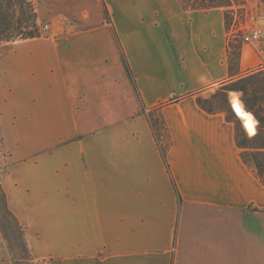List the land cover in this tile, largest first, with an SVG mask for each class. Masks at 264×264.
Masks as SVG:
<instances>
[{"label": "crops", "instance_id": "crops-1", "mask_svg": "<svg viewBox=\"0 0 264 264\" xmlns=\"http://www.w3.org/2000/svg\"><path fill=\"white\" fill-rule=\"evenodd\" d=\"M103 1L109 16L102 0H35L41 36L0 43V182L32 255L264 264V184L234 122L197 102L230 77L226 8ZM245 1L264 27V0ZM263 66L264 40L243 43L240 72Z\"/></svg>", "mask_w": 264, "mask_h": 264}, {"label": "trees", "instance_id": "trees-1", "mask_svg": "<svg viewBox=\"0 0 264 264\" xmlns=\"http://www.w3.org/2000/svg\"><path fill=\"white\" fill-rule=\"evenodd\" d=\"M180 1L186 9L207 10L213 7H225L226 28L228 33L230 32V16L228 14V10L232 9L234 4L233 0ZM235 1L240 8L245 9V0ZM102 3L106 15L109 16L108 9L103 0ZM41 34L42 31L38 23L35 0H0V43L15 41L18 39L35 38L41 36ZM240 36V34H237L234 39L230 38V35L228 36L227 54L230 77L222 82L217 91L211 93L209 97L203 98L198 95L197 102L205 111L209 113H216L220 111L224 112L227 119L234 122L236 127V142L241 150L240 155L244 162L252 167L259 180L264 184V66L245 73L240 72V60L243 44ZM123 58L130 76H132V72L124 53ZM231 92H238L241 94V99L244 103L245 109L251 112L258 121V130L256 135L253 137L248 135L239 116L230 105L229 94ZM152 113L153 111L151 110L148 113V117L155 130L162 155L166 157L168 143L164 144L157 128L158 120L151 116ZM161 122L163 127H165L163 119ZM0 188L8 213L15 219L19 227L22 228L24 240L27 246L25 231L16 216L9 209L5 191L1 184Z\"/></svg>", "mask_w": 264, "mask_h": 264}, {"label": "rangeland", "instance_id": "rangeland-1", "mask_svg": "<svg viewBox=\"0 0 264 264\" xmlns=\"http://www.w3.org/2000/svg\"><path fill=\"white\" fill-rule=\"evenodd\" d=\"M233 2L234 4L232 9L228 10L229 11L228 14L230 16L229 35L230 38L232 39H234L235 35L237 34H240L241 36L243 35V25L245 23L247 24L249 20H252L255 24L258 25V23L255 22L257 18L255 15L251 14V12L248 13L247 10L244 8H240V6L236 4L235 0H233ZM252 17H254V19H252ZM220 85L221 84H218L214 86L213 89L200 93L199 96L203 98L209 97L211 93L217 91ZM238 94L240 100L242 101L241 94L240 93ZM234 96L235 95L233 94V92L229 94V101L232 109H234L232 105V99ZM151 116L154 119L158 120L157 128L159 130V133L161 135L164 144H167L168 135L165 127H163L162 125L161 122L162 119L158 111H153ZM4 156H6V153H4L1 147V139H0V168L4 165ZM0 225L2 227V228L0 227V264H61V261H54L52 257L37 259L32 255L28 242L26 246L22 228L19 227L15 219L8 213V210L5 206V200L1 188H0Z\"/></svg>", "mask_w": 264, "mask_h": 264}, {"label": "built area", "instance_id": "built-area-1", "mask_svg": "<svg viewBox=\"0 0 264 264\" xmlns=\"http://www.w3.org/2000/svg\"><path fill=\"white\" fill-rule=\"evenodd\" d=\"M254 19V17H252ZM243 43H252L264 40V27L260 24L248 26L243 25V35L241 36Z\"/></svg>", "mask_w": 264, "mask_h": 264}, {"label": "bare ground", "instance_id": "bare-ground-1", "mask_svg": "<svg viewBox=\"0 0 264 264\" xmlns=\"http://www.w3.org/2000/svg\"><path fill=\"white\" fill-rule=\"evenodd\" d=\"M232 105L237 115L243 118L245 125L250 131L254 130V119L251 112L247 111L238 97H233Z\"/></svg>", "mask_w": 264, "mask_h": 264}]
</instances>
